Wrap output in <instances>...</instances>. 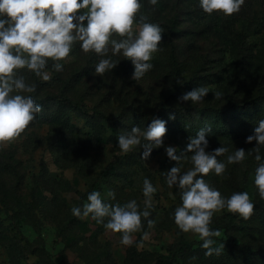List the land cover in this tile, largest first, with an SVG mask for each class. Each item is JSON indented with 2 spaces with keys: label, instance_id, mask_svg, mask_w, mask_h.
<instances>
[{
  "label": "rangeland",
  "instance_id": "obj_1",
  "mask_svg": "<svg viewBox=\"0 0 264 264\" xmlns=\"http://www.w3.org/2000/svg\"><path fill=\"white\" fill-rule=\"evenodd\" d=\"M198 2L159 0L151 11L148 0H140L141 14L164 33L153 69L139 81L131 79L134 67L122 56L112 57L120 63L104 78L93 76L99 57L83 54L78 44L62 73L49 63L51 82L24 73L38 85L32 95L43 111L19 139L0 146V264H264V200L254 187L253 156L229 165L223 179L205 177L225 197L247 191L256 207L248 221L228 223L226 210L213 217L211 227L222 231L216 238L225 244L222 255L205 256L202 242L177 235L170 219L180 197L165 182L164 173L175 166L165 147L183 150L189 136L210 126L207 151L222 145L247 152L255 147V141L245 143L247 136L264 119V0H246L230 17L209 16ZM199 86L209 88L201 103H178ZM216 91L222 100L214 99ZM153 117L168 121L164 146L146 161L139 148L118 155L117 136L134 125L146 128ZM189 167L185 162L182 171ZM144 177L159 190L151 217L156 226L148 229L145 222L150 237L143 248L136 246L142 232L124 247L119 234L71 214L92 191L107 203H141ZM184 245L190 246L177 254Z\"/></svg>",
  "mask_w": 264,
  "mask_h": 264
},
{
  "label": "clouds",
  "instance_id": "obj_2",
  "mask_svg": "<svg viewBox=\"0 0 264 264\" xmlns=\"http://www.w3.org/2000/svg\"><path fill=\"white\" fill-rule=\"evenodd\" d=\"M245 2L199 0L197 6L209 16L219 13L230 17L240 12ZM158 3L159 0H148L151 11H155ZM141 8L140 0H0V146L19 139L43 111L32 95L38 85L29 83L24 73L42 82H51L49 63L52 71L62 73V62L68 61L77 44L83 54L99 57L93 76L104 78L112 72L120 63L112 58L115 56L131 62L134 81L150 72L154 67L151 62L154 54L162 50L164 30L158 23L148 22ZM177 83L181 84L179 80ZM208 93L206 86L194 87L179 96L178 103L199 104ZM223 98L222 92H214L215 100ZM175 119V114L170 113L168 120ZM167 122L153 117L144 129L134 125L123 131L117 136L118 155H128L139 148L143 149L140 158L148 160L153 149L164 146ZM211 131L210 126L199 129L195 136L188 137L183 150L165 147L167 158L174 161L175 166L164 173L168 188H175L180 197L170 217L179 230L177 235L198 238L207 257L220 256L225 248L224 243L217 244L216 238L222 236V231L211 227L213 217L226 210L248 221L256 207L247 191H234L225 197L205 177L214 174L223 179L229 165L243 164L247 156H253L257 164L254 187L260 200H264V156L261 155L264 119L258 120L253 134L247 136L245 143L255 141V147L247 152L243 148L229 152V148L222 145L207 151ZM185 162L191 167L182 171ZM158 190V186L144 177L141 203L136 199L123 204L107 203L99 191H92L82 206H73L70 211L80 220L91 218L106 231L119 234V243L124 247H131L135 234L142 232V238L136 243L140 249L150 237V232L143 231L145 222L148 229L156 226V220L151 217ZM107 196L115 200L116 194L108 191Z\"/></svg>",
  "mask_w": 264,
  "mask_h": 264
},
{
  "label": "trees",
  "instance_id": "obj_3",
  "mask_svg": "<svg viewBox=\"0 0 264 264\" xmlns=\"http://www.w3.org/2000/svg\"><path fill=\"white\" fill-rule=\"evenodd\" d=\"M171 58H172V56H171ZM69 104L71 105V103L69 102ZM237 218H239L238 216H236V215H232V214H228V215H226V217H225V220L228 222V223H232L234 220H236ZM190 245H184V246H182V247H180L179 249H178V251H177V254H181V253H183L184 252V250H186L188 247H189Z\"/></svg>",
  "mask_w": 264,
  "mask_h": 264
}]
</instances>
